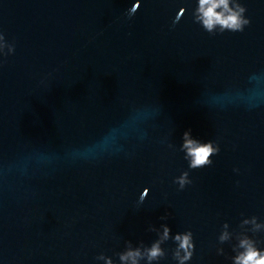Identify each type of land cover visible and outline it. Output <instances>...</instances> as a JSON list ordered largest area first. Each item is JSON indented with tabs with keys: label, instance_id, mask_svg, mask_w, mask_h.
Masks as SVG:
<instances>
[{
	"label": "water",
	"instance_id": "95a60500",
	"mask_svg": "<svg viewBox=\"0 0 264 264\" xmlns=\"http://www.w3.org/2000/svg\"><path fill=\"white\" fill-rule=\"evenodd\" d=\"M240 2L250 25L211 35L197 0H0V264H105L161 224L193 232L188 264H232L222 225L264 222V0ZM188 130L211 166L188 169Z\"/></svg>",
	"mask_w": 264,
	"mask_h": 264
},
{
	"label": "clouds",
	"instance_id": "9594fccd",
	"mask_svg": "<svg viewBox=\"0 0 264 264\" xmlns=\"http://www.w3.org/2000/svg\"><path fill=\"white\" fill-rule=\"evenodd\" d=\"M138 7L139 4L128 11L129 18L137 11ZM181 10H183L182 13ZM181 10V14L173 20V25L184 14L185 9L182 8ZM246 11V7L240 0H197V5L191 15L194 23L201 25L207 33L216 35L226 31L243 32L245 27L251 23L250 18L245 15ZM14 52V42H8L5 35L0 32V57H6ZM179 150L184 153V159L188 162V169L196 170L211 166L213 164L212 157L219 153L220 148L215 141L203 142L193 138L191 130H188L183 133ZM234 171H238V169H234ZM173 182L178 185V191L184 190L187 185L193 183L189 171H183L174 178ZM148 192L149 190L145 188L138 202H143ZM169 215L161 216L160 219L167 220ZM229 227L227 222L222 225L217 241L218 245L231 244L234 255L229 259L232 264H264V247H260L264 241L255 238L258 233L264 232V222H260L259 218L253 215L242 219L238 230L229 231ZM147 230L155 232L157 236L150 245H146L143 241L134 245L132 241L128 240L125 241L124 250L115 253L117 260L104 253L96 256L95 259L104 261L105 264H117V261L118 264H141L142 261L144 264H160V261L165 260L171 251L172 260L176 264H188L191 261L195 244L193 232L190 229L173 235L167 224H161L159 229L150 225ZM169 240L175 244V247L170 250L163 247ZM233 240L236 241L234 244L231 243ZM216 253L217 255H225L224 248L217 246Z\"/></svg>",
	"mask_w": 264,
	"mask_h": 264
}]
</instances>
